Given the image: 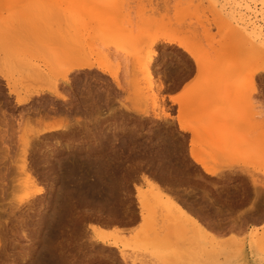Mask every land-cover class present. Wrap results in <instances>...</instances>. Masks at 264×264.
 <instances>
[{"label":"rangeland","instance_id":"rangeland-1","mask_svg":"<svg viewBox=\"0 0 264 264\" xmlns=\"http://www.w3.org/2000/svg\"><path fill=\"white\" fill-rule=\"evenodd\" d=\"M263 6L264 0H0V157L6 155L0 163V208L9 202L22 206L12 222L8 211H0V236L16 243L0 248V264H264V71L259 72L264 52L255 40V30L264 31ZM179 43L195 51L201 68ZM62 49L101 64L107 73L76 70L64 83L68 67L57 70L58 65L47 61L51 57L45 58L56 54V61H62ZM177 62L186 69L182 87L170 72ZM153 64L150 79L144 70ZM185 86L189 93L180 102L167 100L169 92L178 89L180 96ZM55 88L70 96L66 102L47 94ZM9 90L32 98L17 105ZM35 91L42 94L30 95ZM67 116L83 128L74 123L77 131L73 124L71 133H40L44 125L65 124ZM172 119L188 128L184 131L190 132V140ZM23 138L31 139L27 162L37 172L36 186L16 169L22 164ZM190 147L214 175L193 161ZM69 168L71 184L65 181ZM143 175L194 208L198 224L159 200L151 201L149 220L138 221L141 208L133 186L146 189ZM38 186L48 194L26 199ZM69 189H74L72 201L62 197ZM80 194L89 198L88 205L75 203L85 198ZM46 204L48 218L53 208L60 213L68 208L54 245L50 241L47 246L43 232L50 230V220L37 223ZM83 209L92 214L85 216ZM97 214L110 221L108 226L122 223L116 218L135 215L129 224L137 226L128 234L120 223L116 229L107 227L106 238L118 244L110 248L93 238L89 224ZM28 243L34 244V252Z\"/></svg>","mask_w":264,"mask_h":264},{"label":"bare ground","instance_id":"bare-ground-1","mask_svg":"<svg viewBox=\"0 0 264 264\" xmlns=\"http://www.w3.org/2000/svg\"><path fill=\"white\" fill-rule=\"evenodd\" d=\"M245 2V1H244ZM239 4V3H238ZM245 4V3H244ZM243 5V4H242ZM81 7V6H80ZM264 7V6H263ZM76 12V11H75ZM260 15L262 16V19L264 20V8H262V10L260 11ZM255 33H256V36H255V40H258L259 42H257V44H260L261 45V48H262V50H263V52H264V31H263V29L262 28H260L258 31H256L255 30ZM83 43V42H82ZM178 43V42H177ZM176 43V44H177ZM48 44V43H47ZM74 44V43H73ZM75 44H76V42H75ZM74 44V45H75ZM51 45V44H50ZM49 45V46H50ZM178 45H180V43L178 44ZM63 46H66V45H63ZM62 46V47H63ZM79 46H80V44H79ZM180 46H182V49H184V51H186L187 53H188V55H189V57L195 62V64H196V66L198 67V68H201L200 67V64H201V62L199 61L200 59H199V57L197 56V54L195 53V51L194 50H192L191 48H189V47H187L186 45H184V44H182L181 43V45ZM184 46V47H183ZM68 47V46H67ZM73 47V46H72ZM256 47V46H255ZM258 47V46H257ZM51 48V47H50ZM260 48V49H261ZM59 49H61V48H59ZM58 49V50H59ZM64 49V48H63ZM61 50V52H60V56H58L59 57V59H60V57L61 58H63V59H65V61L62 59V61L60 62L59 60L58 61H56L57 59L55 58L57 55L55 54V55H53L54 56V58H53V56H45V58L47 59V58H50L49 60L47 59V61H49L50 63L49 64H51L52 66L53 65H58V67H57V70H59L60 68H62L61 70L62 71H64L65 70V65L68 67L67 69H66V71L63 73V75H62V79H63V81H64V83H68V77L67 76H69V74L70 73H72L73 71L75 72L76 70L77 71H79V72H81V70H93L94 68H96V69H98V70H101L102 72H105V73H107L105 70H107V69H103V67H102V65L101 64H95L94 62H90V61H87V60H85V57L84 56H82V54H81V56L82 57H84V59L82 58V59H79L78 58V56H76V55H72V56H69V54H67V53H69V52H67L66 54H65V52L67 51V49H65V51L64 50ZM78 49H80V48H78ZM78 49L75 47V52H78ZM256 49V48H255ZM260 49H258V50H260ZM57 50V51H58ZM62 51H64V52H62ZM80 52H81V50L77 53V54H79L80 55ZM58 53V52H57ZM62 53V54H61ZM17 54V53H16ZM54 54V53H53ZM65 55V56H61V55ZM263 55H264V53H262ZM59 55V54H58ZM262 55V60H263V56ZM42 58V57H41ZM40 58V59H41ZM14 59V58H13ZM17 59H18V57H17ZM44 59V58H43ZM45 59V60H46ZM53 59H55V61L53 60ZM16 60V59H15ZM19 61V60H18ZM53 61H54V63H53ZM66 62L67 64H68V62H69V66L66 64V63H64V62ZM264 61V60H263ZM23 63H25L24 61H22ZM46 62V61H45ZM44 62V63H45ZM58 62V63H57ZM60 62V63H59ZM63 62V64L64 65H62L61 63ZM35 63H37V62H35ZM57 63V64H56ZM97 63V62H96ZM264 62H262V64H263ZM1 64V63H0ZM39 64V63H38ZM42 64V63H41ZM59 64H61L63 67H61V65L59 66ZM16 65V64H15ZM28 66H29V64H27ZM43 65V64H42ZM44 65H47V64H44ZM6 66V65H5ZM20 66V65H19ZM37 66V65H36ZM154 66V64L150 67V68H146L144 71L145 72H147V75L150 77V79L152 78V77H154L153 76V69H152V67ZM261 66H263V65H261ZM50 67V66H49ZM49 67H47V69L49 68ZM24 70H26V68H24ZM18 71H20V70H18ZM30 71V70H29ZM97 71V70H96ZM108 71V70H107ZM264 71V67H262L261 69H260V71L259 72H263ZM32 72H33V70H32ZM18 73V72H17ZM26 73V72H25ZM24 73V74H25ZM29 73V72H28ZM45 73V72H44ZM109 73V72H108ZM22 74V73H21ZM23 74V75H24ZM36 74H37V72H36ZM110 75H111V73H109ZM1 76V75H0ZM25 76V75H24ZM39 76V75H38ZM37 76V77H38ZM112 76V75H111ZM31 77H33L32 75H31ZM34 77H35V75H34ZM1 78V77H0ZM7 78V77H6ZM5 78V79H6ZM80 79V78H79ZM83 79V78H82ZM153 79V78H152ZM37 80V79H36ZM85 80V79H84ZM158 80V79H157ZM56 82V81H55ZM70 82V81H69ZM9 83V82H8ZM77 84V83H76ZM84 84V83H83ZM56 85V84H55ZM63 85V84H62ZM64 86V85H63ZM71 86V85H70ZM73 86V85H72ZM75 86V85H74ZM73 86V87H74ZM158 89H160V87H161V84H158ZM56 88H59V87H57L56 86ZM52 89V91H49L47 94H50L51 96H52V98H61V100L62 99H64V101L65 100H67V97H70V96H68L67 95V97L65 96V95H63L61 92H59V90L58 89ZM68 88V87H67ZM66 88V89H67ZM75 88H76V86H75ZM85 88V87H84ZM11 89V88H10ZM61 89V88H60ZM63 89V88H62ZM61 89V90H62ZM81 89V88H80ZM79 89V90H80ZM69 90V89H68ZM71 90H72V88H71ZM74 90V89H73ZM83 90V89H82ZM78 91V90H77ZM85 91V90H84ZM1 92V91H0ZM64 92H65V90H64ZM40 91H35L34 93H32V94H30V95H40ZM79 93V92H78ZM189 92H188V87H186L185 86V88H183L182 89V93H181V95L180 96H173V95H169L168 97H169V100L170 101H172V102H180V100H179V98L180 97H182V96H185V95H187ZM9 94H14V95H16V103H17V105H23V104H25L26 102H28V100H29V98L31 97V96H24V97H20V96H18L15 92H14V90H9ZM42 94V93H41ZM46 94V93H45ZM72 94V93H71ZM80 94V93H79ZM152 94V93H151ZM86 95V94H85ZM85 95H83V96H85ZM75 96V95H74ZM47 97V96H46ZM78 97V96H77ZM89 97V96H88ZM5 98V97H4ZM32 98V97H31ZM41 98V97H40ZM71 98H73V97H71ZM76 98V97H75ZM155 98V97H154ZM88 99V98H87ZM7 100V99H6ZM47 101H48V99H46ZM46 100H45V102H46ZM52 100V99H51ZM79 100V98L77 99V101ZM70 101V100H69ZM89 101V100H88ZM50 102V101H49ZM59 102V101H58ZM66 102V101H65ZM75 102V101H74ZM42 103V102H41ZM51 103V102H50ZM70 103V102H69ZM68 103V104H69ZM83 103V102H82ZM81 103V104H82ZM32 104V103H31ZM44 104V103H43ZM71 104H72V102H71ZM85 104V103H84ZM88 104V103H87ZM42 105V104H41ZM51 105V104H50ZM55 105V104H54ZM61 105V104H60ZM70 105V104H69ZM73 105V104H72ZM57 106V105H56ZM62 106V105H61ZM84 106V105H83ZM6 107V106H5ZM71 107V106H70ZM88 107V106H87ZM0 108H1V106H0ZM42 108V107H41ZM12 109V108H11ZM30 109V108H29ZM65 109V108H64ZM87 109V108H86ZM35 110V109H34ZM42 110V109H41ZM48 110V109H47ZM2 111V110H1ZM22 111V110H21ZM30 111H31V109H30ZM30 111L28 110V112L30 113ZM49 111V110H48ZM58 111V110H57ZM74 111H77V110H74ZM23 112V111H22ZM36 112H38V111H36ZM53 112H54V110H53ZM59 112V111H58ZM68 112V111H67ZM3 113V112H2ZM5 113V112H4ZM32 113H33V111H32ZM40 113H43V112H40ZM55 113H57V112H55ZM61 113V112H60ZM63 113H64V111H63ZM66 113V112H65ZM19 114H20V112H19ZM24 114H25V111H24ZM28 114V113H27ZM45 115H48V113H44ZM54 114V113H53ZM73 114H74V112H73ZM3 115V114H2ZM6 115V114H5ZM22 115V114H21ZM31 115V114H30ZM34 115V114H33ZM41 115V114H40ZM62 115V114H61ZM1 116V115H0ZM23 116V115H22ZM29 116V115H28ZM27 115H26V119H31L30 118V116L28 117ZM36 116H39V115H36ZM49 116V115H48ZM51 116V115H50ZM56 116V115H55ZM58 116V115H57ZM63 116H64V114H63ZM2 117V116H1ZM0 117V118H1ZM33 117V116H32ZM53 117V116H52ZM61 117V116H60ZM59 117V118H60ZM68 117V116H67ZM67 117H65V118H67ZM7 118V117H6ZM9 118V117H8ZM7 118V119H8ZM35 118V117H34ZM37 118H39V117H36L35 119H37ZM40 118H42L41 116H40ZM39 118V119H40ZM64 118V119H65ZM73 118V117H72ZM22 119V118H21ZM68 120L69 119H71V118H67ZM74 119H76V118H74ZM73 119V120H74ZM78 120H81L80 118H77ZM76 119V120H77ZM84 120H85V118H83ZM82 119V120H83ZM2 120H4V117H3V119ZM1 120V121H2ZM87 120V119H86ZM99 120V119H98ZM10 121V120H9ZM12 121V120H11ZM10 121V122H11ZM27 121V120H26ZM6 122V121H5ZM4 122V123H5ZM58 123V122H57ZM60 123V125L59 124H49V125H44V127H43V129L40 131V133H45V132H51L52 133V131H57V130H60V129H64L63 131H65L66 129L68 130L70 127L72 128V126H73V124L75 123H80V122H77V121H74V123H73V121H67V122H65V124L64 123H61V122H59ZM84 124H86L85 122H83ZM9 124V123H8ZM64 125V126H62V125ZM74 124V127L73 128H75L76 129V125ZM77 124V125H78ZM88 124V123H87ZM80 125H81V123H80ZM179 127H180V129L181 130H188V128L185 126V125H183L182 123H181V121L179 120ZM82 126V125H81ZM84 126V125H83ZM83 126L81 127V128H83ZM77 128H79V126L77 127ZM85 128V127H84ZM87 128V127H86ZM86 128H85V130H86ZM4 129V128H3ZM2 130V129H1ZM72 131H73V129H71ZM84 130V131H85ZM61 131V130H60ZM63 131H61L62 133H63ZM69 131H70V129H69ZM72 131H70V133L72 132ZM76 131H77V129H76ZM79 131H80V129H79ZM82 131V130H81ZM80 131V132H81ZM88 131V130H87ZM1 132V131H0ZM39 132V131H38ZM89 132V131H88ZM4 133V132H3ZM28 133V132H27ZM65 133V132H64ZM63 133V134H64ZM69 133V134H70ZM74 133V132H73ZM81 133H84V132H81ZM108 133V132H107ZM180 134V133H179ZM46 135V134H45ZM1 136V135H0ZM3 136V135H2ZM5 136V135H4ZM71 136V135H70ZM76 136H78V135H76ZM35 137V136H34ZM33 137V138H34ZM29 138V137H28ZM28 138H23L25 141H24V143H25V148H24V150H23V158H22V164L19 166V167H17L16 169L18 170V168H19V170L26 176L25 178H26V180H27V182H29L30 184H32V185H34V186H36V185H38V183H39V179H38V177L35 175V173H37V172H35L34 173V171L32 170V168L30 167V165H28L29 163L27 162V150H29L30 149V147H31V142H30V140L31 139H28ZM31 138V137H30ZM85 138V137H84ZM184 140V139H183ZM34 144V143H33ZM80 147V146H79ZM33 149V148H32ZM10 151V150H9ZM31 151V150H30ZM21 153V152H20ZM19 153V154H20ZM49 154L51 153V151L49 150V152H48ZM52 154V153H51ZM51 154H50V156H51ZM189 154H190V157L193 159V161L196 163V164H198L207 174H209V175H214V172L213 171H211V169L209 168V166L206 164V162L201 158V157H199L198 155H197V153H196V151L194 150V149H192L191 147H190V149H189ZM9 155V154H8ZM10 155H11V153H10ZM45 155V154H44ZM32 156V155H31ZM5 157H6V155L4 156V157H0V163H1V161L3 160L4 161V159H5ZM8 157V156H7ZM20 157H22V156H20ZM19 157V159L21 160V158ZM48 157H49V155H48ZM34 158V157H33ZM55 158V157H54ZM12 159V158H11ZM49 160H50V158H48ZM52 159V158H51ZM20 160L19 161H17V162H19V164H20ZM15 161V162H16ZM30 162V161H29ZM55 162V161H54ZM18 164V163H17ZM53 164V163H52ZM61 164V163H60ZM66 164V163H65ZM70 165H71V163H69ZM33 165H36V164H33ZM11 166V165H10ZM62 166V165H61ZM64 166V165H63ZM5 167H6V163H5ZM75 167V166H74ZM2 168V167H1ZM50 168V167H49ZM54 168V167H53ZM63 168V167H62ZM3 169H4V167H3ZM7 169V168H6ZM5 169V170H6ZM13 169V168H12ZM66 169V168H65ZM8 170V169H7ZM57 170V169H56ZM73 170V169H72ZM71 170V171H72ZM132 170V169H131ZM135 170V169H134ZM11 171H13V170H11ZM14 171H15V169H14ZM71 171H70V168L67 170V171H64L65 172V175H66V177H65V181H67L69 184H71L70 182H72L73 180H72V175H71ZM77 171V170H76ZM136 171V170H135ZM7 172H9V171H7ZM128 172H129V170H128ZM1 173V172H0ZM6 173V172H5ZM14 173V172H13ZM18 173V172H17ZM21 173V174H22ZM40 173V172H39ZM79 173V172H78ZM84 173H85V170H84ZM132 173H134V172H132ZM86 174V173H85ZM130 174V173H129ZM1 175H2V173H1ZM7 175V174H6ZM16 175V174H15ZM65 175H63V176H65ZM2 176H4V174L2 175ZM12 176H13V174H12ZM21 176V175H20ZM23 176V175H22ZM85 176V175H84ZM8 177V176H7ZM14 177V176H13ZM60 177V176H59ZM74 177V176H73ZM80 177V176H79ZM87 177V176H86ZM136 177V176H135ZM12 178V177H11ZM17 178V177H16ZM61 178V177H60ZM75 178V177H74ZM77 178V177H76ZM82 178V177H81ZM4 179V178H3ZM9 179V178H8ZM61 179H63V178H61ZM77 179H79V178H77ZM142 179H143V182H144V184H145V186H146V189H143V187L141 186V185H134L133 186V188H134V191H135V198H136V200H137V204H138V207L139 208H141V210L139 211V216H140V218L143 220V219H145V220H149V205H150V203H151V201L153 200H159V201H163V202H166L167 204H169L170 205V207H171V210H173L174 211V209H175V213H179V214H181L182 215V217L184 216L187 220H189V221H194V222H196L197 224H198V220L195 218L196 217V214H195V216L193 215V214H191V212L190 211H192V210H190V211H188L187 209H186V207L184 208L183 207V205L181 204V202L178 200L179 199V197L178 198H176L174 195H172V194H169L167 191H165V190H167V189H163V185L162 186H160V184H158V181L156 180V179H154V178H150V176L148 175V176H146V175H143L142 176ZM158 179V178H157ZM23 180V179H22ZM81 180V179H80ZM79 181V180H78ZM10 182V181H9ZM56 182V179H54L53 180V182H52V184H51V187H50V189H52V186H53V184ZM1 183V182H0ZM3 183V182H2ZM25 183V182H24ZM60 183H62V182H60ZM81 183H82V181H81ZM160 183V182H159ZM4 184H5V182H4ZM68 184V185H69ZM75 184V183H74ZM76 184H78V183H76ZM83 184V183H82ZM85 184V183H84ZM3 185V184H2ZM10 185V184H9ZM8 185V186H9ZM66 186H67V184H65ZM77 186V185H76ZM78 186H79V184H78ZM80 186H82L81 184H80ZM79 186V187H80ZM86 185H84V187H85ZM91 186V185H90ZM105 186H109V185H105ZM7 187V186H6ZM72 187V186H71ZM83 187V186H82ZM81 187V188H82ZM109 187H111V186H109ZM130 187V186H129ZM59 188V187H58ZM93 188V187H92ZM102 188V187H101ZM164 188H166V187H164ZM30 189V188H29ZM32 189H34V188H32ZM66 189H68V188H66ZM88 189V188H87ZM86 189V190H87ZM97 189V188H96ZM105 189H106V187H105ZM112 189V188H111ZM125 189V188H124ZM127 189V188H126ZM122 190V192L124 191H127L128 193H130L129 192V189L128 190ZM4 190V189H3ZM61 190V189H60ZM64 190V189H63ZM74 190V189H73ZM73 190H66V196H65V192L63 193L64 195L62 196V197H64V199H66V201H68L70 198L72 199V196H71V194H72V192H73ZM80 190V189H79ZM89 190L90 191H86V193L85 192H83V191H81V192H83L85 195H87V193L89 192H91V190L92 189H90V187H89ZM95 190V189H94ZM103 190V189H102ZM5 191V190H4ZM9 191V190H8ZM72 191V192H71ZM77 191V190H76ZM99 191H101V190H99ZM61 192V191H60ZM80 192V193H81ZM119 192V191H118ZM171 192V191H170ZM4 193V192H3ZM48 194V190L47 189H45V190H43L42 189V187H36V189L31 193V194H29L27 197H26V199H28V198H31V197H33L34 195H36V197H37V195H44V194ZM82 193V194H83ZM95 193H97V192H95ZM99 193V192H98ZM103 193V192H102ZM109 193V192H108ZM108 193H106L108 196L110 195V194H108ZM111 193V192H110ZM113 193H114V191H113ZM112 193V194H113ZM174 193V192H173ZM50 194V193H49ZM58 194H60V193H58ZM62 194V193H61ZM61 194L58 196H56L57 198H60V196H61ZM125 194V193H124ZM6 195V194H5ZM99 195V194H98ZM100 195H101V193H100ZM117 195V194H116ZM126 195H127V193H126ZM126 195H125V197H126ZM79 196H81L82 197V195L80 194ZM88 196H89V194H88ZM87 196V197H88ZM90 196H92V195H90ZM93 196H94V194H93ZM96 196H97V194H96ZM129 196H130V194H129ZM128 196V197H129ZM177 196V195H176ZM181 196V195H180ZM39 197V196H38ZM55 197V198H56ZM80 197V198H81ZM83 197H85L84 199H86V196H84L83 195ZM83 197H82V199H83ZM109 197H111V195L109 196ZM121 197V196H120ZM92 198V197H91ZM122 198V197H121ZM181 198V197H180ZM35 199V198H34ZM61 199V198H60ZM63 199V200H64ZM70 199V200H71ZM78 199V198H77ZM79 200L78 202H75V203H77V204H82L83 206H84V204L83 203H87V205H88V202H87V199H89V198H87L86 199V201L85 200ZM63 200H60V201H63ZM69 200V201H70ZM90 200H92V199H90ZM96 200V199H95ZM181 200V199H180ZM38 201V200H37ZM40 201V200H39ZM58 201H59V199H58ZM58 201H55V203H56V205L55 206H61L62 204H63V202H62V204L61 205H59L58 204ZM65 201V200H64ZM65 201V202H66ZM72 201V200H71ZM152 201V202H153ZM32 202H33V200H32ZM104 202V201H103ZM110 202V201H109ZM13 203V202H12ZM11 202H9L8 203V206L7 207H2V208H0V211H4V212H7L8 213V217H10V216H12V218H13V216L15 215V213L16 212H19L22 208V206L20 205V204H17V203H15L14 202V204H12ZM47 203V202H46ZM86 203H85V205H86ZM90 203V202H89ZM107 203V202H106ZM161 203V202H160ZM6 204V203H5ZM64 204H68V203H64ZM92 204V203H91ZM96 204V203H95ZM110 204V203H109ZM36 205V204H35ZM74 205V204H73ZM94 205V204H93ZM106 205V204H105ZM44 206V211H39L40 213L38 214L39 216H38V218H37V223H38V226L40 225H44L47 221V219H49L50 220V222H49V225H50V230H52V228H53V230L52 231H50L47 227V230L48 231H45V232H43L44 233V236L43 237H45L44 239H46L45 241V246H47L49 243H50V241H51V243H52V238H53V236L56 234L55 233V231L56 232H58L57 230H59L60 229V226H62V224H64V220L63 219H65V218H63V211L65 210V208L63 209V211H62V213H60V211H58V210H55L53 207V209H52V213H50L51 214V216L48 218L47 216V213H46V210H47V208L46 207H49V205L48 204H46V205H43ZM63 206V205H62ZM69 206V204L67 205V207ZM92 206V205H91ZM58 207V208H59ZM70 207V206H69ZM78 207V206H77ZM191 207V206H190ZM72 208V207H71ZM74 208V207H73ZM84 208V207H83ZM89 209L88 210H90V207H88ZM92 208V207H91ZM25 209V208H24ZM68 209V208H67ZM67 209L64 211V213H66V211H67ZM86 209H87V207H86ZM191 209V208H190ZM29 210V209H28ZM51 210V209H50ZM70 210V209H69ZM83 210H85V209H83ZM82 210V211H83ZM88 210H85V212H84V214L85 213H87L88 212ZM87 211V212H86ZM35 212V211H34ZM68 212V211H67ZM83 212H82V214H83ZM92 212H94V211H92ZM194 212V211H193ZM20 213V212H19ZM49 213V212H48ZM89 213V212H88ZM88 213L87 214H85V216L87 215V217L90 215V214H92V213H90L89 215H88ZM96 213V212H95ZM3 214H5V213H3ZM22 214V213H21ZM79 214H81V213H77V215H79ZM145 214V215H144ZM25 215V214H24ZM47 215V216H46ZM65 215V214H64ZM94 215V214H93ZM134 215V214H133ZM84 217L83 215H80V217ZM95 216V215H94ZM97 216V218L98 217H100V215L98 216V214L96 215ZM107 216V215H106ZM128 216V215H127ZM126 216V217H127ZM131 215H129V217H127V218H125L126 220H123L122 219V223L121 224H127V223H130L131 222V220H132V223H133V221L135 220V215L133 216V217H130ZM2 217V216H1ZM8 217H7V219H8ZM16 217V216H15ZM14 217V218H15ZM18 217H22V216H18ZM65 217H66V215H65ZM75 217V216H74ZM80 217H78L77 216V218L76 219H87L88 220V218H80ZM93 217V216H92ZM103 217H105V216H103ZM119 217V216H118ZM125 217V216H124ZM181 217V219L183 220V218ZM3 218V217H2ZM1 218V219H2ZM6 218V217H5ZM5 218H4V220H5ZM11 218V222H12V220H14V218L12 219ZM23 218V217H22ZM67 218V217H66ZM91 218V217H90ZM89 218V219H90ZM93 218H96V217H93ZM93 218L91 219V221L93 220ZM94 219L93 221H95V223L93 222H91L90 224H89V227H90V229L92 230V233H93V238L97 241V242H100V244L101 243H103V244H105L106 246H113V247H117L118 246V244H117V242H110L107 238H106V235L105 234H107L106 232H105V230L107 229V228H105V227H108V225H109V223H110V221H106V220H108V219H106V220H99V218L98 219ZM101 218V217H100ZM106 218H108V217H106ZM109 218H110V220H111V217L109 216ZM123 218V217H122ZM203 218V217H202ZM16 219V218H15ZM24 219V218H23ZM73 219V218H72ZM102 219V218H101ZM116 219H118V218H116ZM137 219V218H136ZM140 219V220H141ZM69 220V219H68ZM113 221H114V219H112ZM111 220V222H113ZM145 220H143V221H145ZM2 221V220H1ZM0 221V230L2 231V228H3V226H4V223H2ZM18 221H20V223H24V222H22V219H19ZM46 221V222H45ZM75 221V220H74ZM89 221V220H88ZM101 221V222H100ZM117 221H121V219L120 220H117ZM168 221V220H167ZM171 221V220H170ZM178 221V220H177ZM184 221V220H183ZM6 222V221H5ZM10 222V224H12V226H17V225H13V223H11ZM17 222V221H16ZM78 223L80 222V220H78L77 221ZM124 222V223H123ZM241 222H243V221H241ZM9 223V222H8ZM15 223V222H14ZM20 223H19V225H20ZM77 223V224H78ZM81 223V222H80ZM120 223V222H119ZM119 223H117L116 225H118ZM166 223V222H165ZM185 223V222H184ZM3 224V225H2ZM7 224V223H6ZM47 224V223H46ZM66 224V223H65ZM114 224H115V221H114ZM113 223L112 224H110V225H114ZM131 224V223H130ZM181 224V222H179V225ZM196 224V225H197ZM24 225V224H23ZM49 225H47V226H49ZM60 225V226H59ZM116 225H114L113 226V228H118V226H116ZM174 227H175V225H176V223H175V225L174 224H172ZM186 226H187V224H185ZM8 226H10V225H8ZM7 226V227H8ZM58 226H59V228H58ZM173 226H172V228H173ZM182 226V225H181ZM189 226H192V225H190L189 224ZM205 226V225H204ZM207 226H209V225H207ZM18 227V226H17ZM21 227V226H20ZM79 227V226H78ZM210 227V226H209ZM5 228V227H4ZM76 228V227H75ZM121 228V227H120ZM183 228V227H182ZM194 228V227H193ZM22 229V228H21ZM20 229V230H21ZM43 229V228H42ZM207 229V228H206ZM5 230V229H4ZM12 230V229H11ZM19 230V229H18ZM39 230H40V227H39ZM210 230V229H209ZM41 231V230H40ZM22 232V231H21ZM24 232V231H23ZM23 232H22V234H23ZM39 233V232H38ZM81 233V232H80ZM11 234H13V233H11ZM15 234V233H14ZM21 234V235H22ZM59 234V233H58ZM174 234V233H173ZM208 234V233H207ZM1 235V234H0ZM25 237H26V235L25 234H23ZM110 235V234H109ZM115 235V234H114ZM3 236V235H2ZM2 236H0V248H3V247H5L6 246V243L7 242H9L10 243V241H7V240H9L8 238L10 237H7V239H5V238H3ZM15 236V235H14ZM58 236V235H57ZM55 237H56V235H55ZM16 238V237H15ZM12 238H10V240H11ZM39 239V238H38ZM187 239V238H186ZM13 240V239H12ZM17 240V239H16ZM19 240V239H18ZM25 240V239H24ZM29 240V239H28ZM33 240H35V239H33ZM32 240V241H33ZM206 241V240H205ZM204 241V242H205ZM207 241H209V240H207ZM223 240H221V242H222ZM225 241V240H224ZM227 241V240H226ZM229 241V240H228ZM12 242V241H11ZM17 242V241H16ZM41 242H43L44 243V240L42 241L41 240ZM221 242H220V244H221ZM9 243H7V244H9ZM14 244H16L15 242H13ZM13 243H10L11 245H13ZM24 243V242H23ZM37 243V242H36ZM42 243V244H43ZM22 244V243H21ZM20 244V245H21ZM53 244V243H52ZM56 244V247L58 246V242L57 243H55ZM27 245H30L29 247H31V251L32 252H34L32 249H33V243H28ZM54 245V244H53ZM93 245V244H92ZM174 245H176V244H174ZM16 246V245H15ZM227 246V245H226ZM20 247V246H19ZM53 247H55V246H53ZM50 248V247H49ZM35 249V248H34ZM42 249V248H41ZM46 249V248H45ZM103 249V248H102ZM19 251V250H18ZM3 252V251H2ZM38 252V251H37ZM51 253V252H50ZM50 255V254H49ZM48 255V256H49ZM121 255V257H122V259L124 260L125 259V256L123 255V253H121L120 254ZM45 258V257H44ZM40 260V259H39ZM44 260H46V259H44ZM52 260V259H51ZM51 262V261H50ZM53 263V262H52ZM50 264V263H49Z\"/></svg>","mask_w":264,"mask_h":264},{"label":"crops","instance_id":"crops-1","mask_svg":"<svg viewBox=\"0 0 264 264\" xmlns=\"http://www.w3.org/2000/svg\"><path fill=\"white\" fill-rule=\"evenodd\" d=\"M179 93H180V90H177V91H175V90H172L171 92H169L168 94H167V100L168 101H170L169 100V98H168V96L169 95H173V96H179ZM173 121H174V123H175V126H176V128H177V130L179 131V132H181V133H187V136H188V140H190V137H191V134H190V132H188V131H184V130H181L180 129V125H178L179 124V122L177 121V119H172ZM182 204V203H181ZM183 205V204H182ZM184 208L186 207V209L188 210V211H190V210H192V211H190L191 212V214H193L194 216H195V214H196V216H198L199 217V214L197 213V211L194 209V208H192V207H190V206H183ZM191 208V209H190ZM194 211V212H193ZM139 214V212L137 211V215ZM126 218V217H125ZM125 218H118V220H122V219H125ZM137 219H138V221H140V216L138 215V217H137ZM122 229H124L125 230V233L126 234H128L129 233V230H131V229H133V228H135L136 226H137V224H135V225H130L129 223H127V224H121V222H120V225H119ZM105 228H107V227H105ZM108 228L109 229H111V228H113V226L111 225V226H108ZM110 248H111V246H110Z\"/></svg>","mask_w":264,"mask_h":264},{"label":"snow or ice","instance_id":"snow-or-ice-1","mask_svg":"<svg viewBox=\"0 0 264 264\" xmlns=\"http://www.w3.org/2000/svg\"><path fill=\"white\" fill-rule=\"evenodd\" d=\"M185 71H186V69L184 68V65L180 62H177L176 66L174 68L170 69L172 77L178 81H181V83H180L181 87L183 86L184 72ZM262 83H264V73H262ZM0 99H2V98H0Z\"/></svg>","mask_w":264,"mask_h":264}]
</instances>
